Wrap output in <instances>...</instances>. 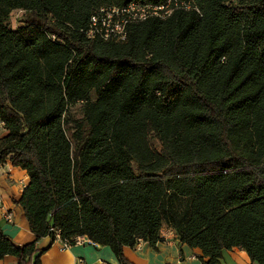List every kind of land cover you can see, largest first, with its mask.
I'll use <instances>...</instances> for the list:
<instances>
[{
    "label": "trees",
    "instance_id": "obj_1",
    "mask_svg": "<svg viewBox=\"0 0 264 264\" xmlns=\"http://www.w3.org/2000/svg\"><path fill=\"white\" fill-rule=\"evenodd\" d=\"M167 1L0 0V165L27 175L15 205L34 237L0 230V260L39 264L59 233L129 264L124 247L167 228L201 264L233 248L264 264V0H170L188 9L123 43L85 37L100 7Z\"/></svg>",
    "mask_w": 264,
    "mask_h": 264
},
{
    "label": "crops",
    "instance_id": "obj_2",
    "mask_svg": "<svg viewBox=\"0 0 264 264\" xmlns=\"http://www.w3.org/2000/svg\"><path fill=\"white\" fill-rule=\"evenodd\" d=\"M6 131L0 130V138L6 136ZM28 183L24 171L13 168L6 160L0 165V201L4 209L0 208V230L16 246L31 243L34 237L30 234L28 224L22 209L15 205L20 198L23 188ZM4 211L12 214V222L4 220ZM165 228L162 241L154 249L146 243H138L134 248L124 247L122 254L129 264H201V252L181 244L173 230ZM36 249H48L40 256L39 264H77L82 260L84 264H119L108 247L96 244L73 245L67 250H60L58 244L49 245V238L40 239ZM221 264H251L247 255L236 248L223 251ZM0 264H17L14 257L6 256Z\"/></svg>",
    "mask_w": 264,
    "mask_h": 264
},
{
    "label": "built area",
    "instance_id": "obj_3",
    "mask_svg": "<svg viewBox=\"0 0 264 264\" xmlns=\"http://www.w3.org/2000/svg\"><path fill=\"white\" fill-rule=\"evenodd\" d=\"M183 8V4H174L170 8V0L162 5H148L141 3H129L122 7L106 6L98 8L91 16L85 30V37L88 40H99L102 42L123 43L126 41L128 28L132 25L145 22L148 19L155 18L158 20H166L175 9ZM183 9H188L185 7ZM19 14L21 12L19 11ZM0 130L5 131L4 124L0 122ZM0 208L3 205L0 201ZM3 218L6 222H12V214L4 211ZM165 228L160 231V237L164 235ZM168 231H171L169 229ZM142 241H138L141 243ZM54 243L58 244L60 250H67L73 245L81 246L85 244H93L86 237L77 236L71 240H63L59 233L55 234ZM138 243L136 245H138ZM77 264H84L82 260H78Z\"/></svg>",
    "mask_w": 264,
    "mask_h": 264
},
{
    "label": "rangeland",
    "instance_id": "obj_4",
    "mask_svg": "<svg viewBox=\"0 0 264 264\" xmlns=\"http://www.w3.org/2000/svg\"><path fill=\"white\" fill-rule=\"evenodd\" d=\"M20 16L19 12H13L11 17L7 21V24L12 29H15L19 26V22H17V18ZM66 119L68 120V129L74 127V124L81 121L82 113H81V104H76L73 107H70L67 110ZM67 135H70V131L67 130ZM151 144L153 147L158 148V144L155 140L151 139Z\"/></svg>",
    "mask_w": 264,
    "mask_h": 264
}]
</instances>
